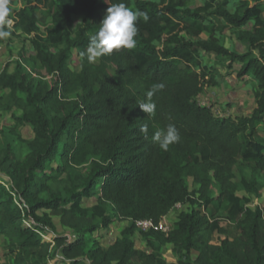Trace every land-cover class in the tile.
Wrapping results in <instances>:
<instances>
[{
    "label": "trees",
    "instance_id": "1",
    "mask_svg": "<svg viewBox=\"0 0 264 264\" xmlns=\"http://www.w3.org/2000/svg\"><path fill=\"white\" fill-rule=\"evenodd\" d=\"M25 1L13 26L33 33L32 51L22 50L12 70L1 69L0 110L19 109L13 118L31 125L33 136L22 147L12 126L11 141L0 148V169L7 176L0 177V234L8 246V261L0 264H48L58 251L69 264L84 259L91 264H264V208L250 206L251 197L237 193L243 189L260 197L264 188L263 0H236L232 10L230 0H205L196 7L187 4L190 0H122L149 19L137 22L134 48L94 62L86 55L90 37L107 8L121 0ZM39 4L48 6L50 15L45 33H39ZM216 19L245 41V51L220 43ZM0 27L13 33L7 24ZM203 31L207 38L200 36ZM73 48L79 71L68 64ZM202 51L222 57L230 68L238 63V78L254 79L249 114L220 115L200 103L203 89L217 84L213 67L199 64ZM154 83L165 87L153 96L156 114L149 116L138 104L147 102ZM169 124L181 139L164 151L152 136ZM94 195L96 202L84 206L83 199ZM184 203L190 209L178 213L168 232L135 225L140 219L158 224ZM48 209L61 214V222L78 234L75 240L57 234L51 216L42 211ZM114 219L129 222L120 236L106 247L94 242L86 249L82 235ZM221 221L236 226L238 234L230 239ZM137 229L151 251L135 246L131 236ZM48 231L56 235L51 252L42 235ZM214 232L226 237L211 243ZM165 244L177 261L158 252Z\"/></svg>",
    "mask_w": 264,
    "mask_h": 264
},
{
    "label": "rangeland",
    "instance_id": "2",
    "mask_svg": "<svg viewBox=\"0 0 264 264\" xmlns=\"http://www.w3.org/2000/svg\"><path fill=\"white\" fill-rule=\"evenodd\" d=\"M205 0H190L187 4L192 7H196L202 5ZM236 0H230V9L232 10L234 7V3ZM25 0H9L10 7V15L7 18L9 23L7 24L12 30L13 33L10 34L9 37L1 44V53H0V71L4 66H8L9 70H12L17 59L20 58V53L22 50H31L30 37L32 34H27L20 30L19 28H15V15L16 12L25 6ZM264 2V0H263ZM48 6L44 4H39V9L37 13L39 15V23L40 30L39 33H45L48 28H50V15L48 14ZM264 16V11H263ZM76 21L80 19V16L74 15ZM207 20H203L202 23H206ZM217 31L216 36L219 38L220 43H222L225 47L229 49L237 50V51H245L246 43L245 41L237 38L236 34L232 30V28L226 23L223 19H216ZM251 24H249V27ZM200 36L202 38H207V32L203 31ZM97 60V59H96ZM27 70H30V61L24 62ZM69 66L75 70L79 71V57L77 55L76 49H71V55L68 60ZM199 64L201 66L208 65L213 67V71L215 74L217 84L212 86H207L203 89V91L199 94L198 99L201 104L211 105L212 110L216 114L220 115H229L234 117L235 113L240 114H249L254 107V97L252 94V88L255 85V81L251 76H244L242 78H238L237 70L239 67L238 63H233L231 68L228 67L227 61L222 57L216 55L215 53H206L204 51L201 52L199 57ZM199 67V66H198ZM197 67V69H198ZM51 77L48 76V79ZM6 92V90L2 91ZM239 111V112H237ZM14 114H19V109H14L12 111L8 110H0V148H3L7 145L8 142L11 141L12 135L8 130L12 126H14V130L16 134L20 137L19 144L20 146H25L27 142L33 136V129L29 124L16 123L13 118ZM5 126L3 130H1V126ZM259 131L262 135H264V128L262 125L259 126ZM54 164V162H53ZM236 181H239L241 177V173L236 170ZM244 173L247 175L250 173V168L247 167L244 170ZM0 177L7 179V176L0 169ZM189 189L193 190L196 187V184L193 182L192 178L188 179ZM238 195H247L251 197V201L248 203L250 206L254 207L256 205L264 208V188L262 189L261 196L255 197L250 193H246L243 189H239L237 191ZM97 195L91 196L89 198L83 199L84 206H91L96 202ZM189 203L177 204L175 205L171 211L166 215V220L170 225H173L175 219L177 218L178 213L184 210L190 209ZM202 208V206H201ZM49 214L56 226V231L58 235L66 236L67 241L75 240L78 237V234L72 230L71 227L64 225L61 222V214L59 212H54L52 210H42ZM40 211L39 213H41ZM129 222L114 219L109 226L100 227L98 230L92 233H84L81 237L83 243L85 244V248L91 247L94 242L100 243L102 246L106 247L109 244L113 243L119 236L120 232L124 226H126ZM222 225H226L228 229V237L231 239L234 235H237L239 230L236 226L228 224L226 221H221ZM43 240L50 243L49 251L51 252L52 247L55 246L54 235L52 232L48 231L42 233ZM133 242L137 248L151 251V245L147 243V238L142 236L141 232L137 229L135 233L131 236ZM226 235L214 232L211 236V243H219L220 240L224 239ZM7 239L4 235L0 234V263H6L8 261L7 255ZM158 252L162 254V257L169 262H175L178 259V255L173 252L170 244H165L162 247L157 249ZM198 255V251L193 250L191 252L192 258H195ZM62 255L58 251L55 254H51L48 259V264H69V261H63ZM83 264H91L90 261L84 259Z\"/></svg>",
    "mask_w": 264,
    "mask_h": 264
},
{
    "label": "clouds",
    "instance_id": "3",
    "mask_svg": "<svg viewBox=\"0 0 264 264\" xmlns=\"http://www.w3.org/2000/svg\"><path fill=\"white\" fill-rule=\"evenodd\" d=\"M9 0H0V25L9 23L10 15ZM143 19L147 22L149 17L146 12L133 9L124 2L113 3L107 8V12L99 24L98 31L90 37L86 55L90 62H94L98 57L111 54L114 50L121 48L132 49L136 46L135 37L138 34L137 22ZM10 31L0 27V39L10 36ZM163 83H154L147 91V102L139 103V107L149 116H155L156 104L152 101L154 95L164 89ZM142 132H147V126L141 128ZM180 132L174 124H169L165 128L157 130L153 136V143L157 144L161 150L167 151L169 146L179 142Z\"/></svg>",
    "mask_w": 264,
    "mask_h": 264
},
{
    "label": "built area",
    "instance_id": "4",
    "mask_svg": "<svg viewBox=\"0 0 264 264\" xmlns=\"http://www.w3.org/2000/svg\"><path fill=\"white\" fill-rule=\"evenodd\" d=\"M0 53H1V44H0ZM135 225L141 230L154 228V229H160L164 232H168L171 229V225L166 220V216H164L158 222V224H154L150 219H140L135 221Z\"/></svg>",
    "mask_w": 264,
    "mask_h": 264
},
{
    "label": "crops",
    "instance_id": "5",
    "mask_svg": "<svg viewBox=\"0 0 264 264\" xmlns=\"http://www.w3.org/2000/svg\"><path fill=\"white\" fill-rule=\"evenodd\" d=\"M237 112H239V111H237ZM238 113H235L233 116H235V115H237ZM127 222V221H126Z\"/></svg>",
    "mask_w": 264,
    "mask_h": 264
}]
</instances>
